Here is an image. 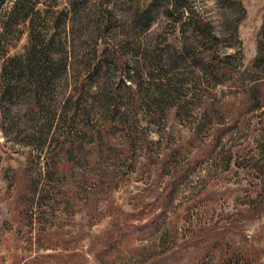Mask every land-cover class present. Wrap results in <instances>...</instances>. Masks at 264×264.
<instances>
[{
	"label": "rangeland",
	"instance_id": "1",
	"mask_svg": "<svg viewBox=\"0 0 264 264\" xmlns=\"http://www.w3.org/2000/svg\"><path fill=\"white\" fill-rule=\"evenodd\" d=\"M35 11L42 39L67 32L76 67L107 63L103 90L76 93L74 72L39 102L20 90ZM190 12L216 44L183 25ZM187 43L208 70L185 55L156 68ZM46 111L72 126L46 134ZM259 153L264 0H0V264H264Z\"/></svg>",
	"mask_w": 264,
	"mask_h": 264
},
{
	"label": "trees",
	"instance_id": "2",
	"mask_svg": "<svg viewBox=\"0 0 264 264\" xmlns=\"http://www.w3.org/2000/svg\"><path fill=\"white\" fill-rule=\"evenodd\" d=\"M218 1H224L228 4L237 2V0H218ZM178 7L179 6L177 4L173 5V8L177 11H178L177 9ZM32 10L33 8L31 9V11ZM148 11L150 13L151 9H149ZM169 11L170 10L165 9L164 12L168 13ZM182 13L183 11H180L178 16L182 15ZM190 14L191 16L187 18V22L183 23V25L187 23L189 26H191V28L195 29L198 32V35L195 36V39H197V37L200 38L197 40L199 43L204 42V43H212L213 45L216 44L218 37L213 30V26L211 22L207 21L206 19L202 17L193 15L192 12H190ZM38 15H40L39 12L37 11L33 12L34 17H33V20H31V24H32L31 36L33 34V41L31 40L30 46L27 48V54L25 57L27 58L26 64L19 65L13 70L14 72L17 73L14 76L15 77L14 82L21 83L23 85V87L20 90L22 92L24 90H28L29 92H31V96H35L36 100L39 102L41 96H44V94L49 95L52 92L53 85L55 84V81L57 78H61L63 75H65V80L68 81L67 84L69 85V77L70 75L73 74L72 72L76 73V77H77V80L73 83L74 85L73 91H75L76 93H79L81 95L84 87L91 88V87L97 86L99 87L98 89L99 91L103 90V87L99 83V78L101 77V75H99V72L101 73V72H105L106 70H108L107 63H104L103 61H98L96 63L94 62L92 64H83L79 67H76V65L74 64L76 61V56L78 54V51L74 50V44L70 42V38H68L67 32L65 33V35H63V38L61 37L57 38L58 32H54L51 34L49 39L47 40L42 39L38 33L37 34L35 33L36 29L38 28L35 25H39V22H37ZM54 24H55V28L58 31V28L61 26L62 23L54 20ZM150 24H151V21L148 20L147 23L144 25V29L146 30L149 29ZM34 36H37V37H34ZM192 48L193 47L187 43L183 47H179L178 49L174 51L175 53L173 56L174 58H171V59L168 58L167 60H163L160 58V56L157 55L158 56V66H156V68L163 67V64L165 66L169 65L170 63L171 64L173 63L174 65L177 66L178 59L181 56L185 55V58L183 57L184 58L183 60L188 59V58L191 59V61L195 64V67L201 72V74L202 72L204 73L205 69L208 70L209 66H211L212 64L211 63L207 64L205 62V63H202L203 65H200V64L196 65L197 62H203L204 60L203 58H201V59H198L199 61H197L195 57L193 56V54L190 55V51ZM161 62H163V64ZM165 79L166 78L161 79L160 82L158 83L159 87H161L159 89L160 91H159L158 98L162 101H167V99H169V97L172 96L171 95L172 90L169 89V87H166V86H169V81L168 79L166 80ZM122 83L125 85V80H122ZM14 91H16V89ZM103 99H104L102 103L103 106L105 104H108L110 101H112L111 105L113 104L115 105L114 108L118 106V102L116 101L117 99H113V97L112 99L108 97H104L102 98V100ZM98 108L99 106H97V109ZM66 110H68V107L66 108L65 106L63 108V111L66 112ZM91 111H92V107L90 109H85L83 111V115L91 114ZM94 112H96L95 109H94ZM46 113H47V116H49V119L51 117V119L47 122V124L44 123L41 125V128L45 127L46 134H49L51 130L53 129L57 134L58 132H60L59 131L60 128L66 125H68L69 127L72 126V121L74 118L72 119L71 123H68V124L61 123L60 119L55 121L57 111H54V112L46 111ZM59 117H60V114H59ZM101 117L102 116L99 115L97 118H101ZM123 125H125V123ZM64 133L69 134L66 131H64ZM61 137H64V140H65L68 136L62 135ZM57 138L59 139V136H57ZM63 146L64 144L60 140V147H63ZM262 159L264 160V157L262 155H261V159L259 160L255 159L254 157L253 160L255 161L251 162L252 166L257 169L259 168L262 170L264 163L262 166L259 165ZM172 182L173 181H171V183ZM175 184H176V181H175ZM141 226L144 227V225H141ZM136 227L140 228L139 226H136Z\"/></svg>",
	"mask_w": 264,
	"mask_h": 264
}]
</instances>
